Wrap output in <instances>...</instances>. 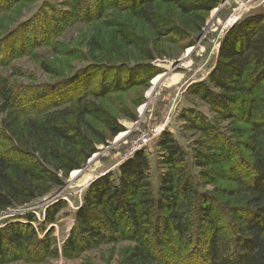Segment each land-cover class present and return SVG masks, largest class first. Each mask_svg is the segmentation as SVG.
Here are the masks:
<instances>
[{"label":"trees","instance_id":"trees-1","mask_svg":"<svg viewBox=\"0 0 264 264\" xmlns=\"http://www.w3.org/2000/svg\"><path fill=\"white\" fill-rule=\"evenodd\" d=\"M84 1L83 21L103 16L105 0H93L98 4L93 7ZM159 1L173 5L176 12L165 16ZM74 2L75 9L82 7L79 0ZM127 3L123 9H130L156 36L183 37L201 30L219 0ZM59 14L58 20L67 23L75 12L60 10ZM121 33L123 42L134 45L132 36ZM92 46L99 47L96 42ZM95 76L96 70L74 75L66 84L68 93L58 94L48 90L54 87L49 85L21 91L1 83L0 216L62 187L69 174L98 151V145H107L124 130L96 101L120 90V79L96 85ZM81 87L85 92L79 94ZM195 91L218 123L194 108L181 112L188 127L210 141H198L193 161L202 169L205 184L218 177L234 186L200 192L186 152L169 132H163L157 144L162 169L157 186L142 149L121 162L116 174L108 171L92 180L63 243L64 257L129 241L133 245L120 264H264V14L247 16L226 30L213 69ZM91 95L93 99L88 98ZM223 122H228L230 134ZM221 165L227 171L220 170ZM62 207L61 201L47 206L42 222L33 212L7 220L0 227V264L39 263L50 256L49 231L43 238L38 232L56 221Z\"/></svg>","mask_w":264,"mask_h":264},{"label":"rangeland","instance_id":"rangeland-1","mask_svg":"<svg viewBox=\"0 0 264 264\" xmlns=\"http://www.w3.org/2000/svg\"><path fill=\"white\" fill-rule=\"evenodd\" d=\"M79 1L80 9H75L74 0H19L13 4L0 0V85L7 82L21 91L25 87L49 85L54 87L47 89L58 94L63 90L68 93L69 78L79 76L83 71L96 70V85L97 82L108 85V81L120 79V90L110 91L96 101L118 119L124 127L121 131L124 136L116 140L120 132L108 140L107 145H98V151L75 176L69 174L62 187L0 216V227L17 214L26 212H33L42 222L47 206L63 202L56 221L48 224L50 226L47 225L43 233L38 232L43 238L49 231L51 255L39 263L14 261L5 264L122 263L132 242L101 244L75 258L64 257L63 243L74 225L75 213L89 183L105 172L116 174L120 163L131 157L137 147L148 156L151 181L157 186L162 172L157 144L163 132H169L186 152L190 173L200 192H212L217 186H234L232 181L218 177H214L212 184H205L207 179L200 174L202 169L195 165L193 156L198 141H210L190 129L181 118V112L194 108L213 123H218L216 116L195 93L196 84L207 80L226 30L247 16L264 14V0H219L206 15L201 30L183 37L156 36L130 9H123L128 7L129 0H105V11L100 19L83 21L82 10L87 5L84 0ZM88 1L92 7L98 6L93 0ZM158 6L165 16L176 12L168 3L159 1ZM60 10L75 14L64 23L58 20ZM233 17L236 19L231 23ZM121 32L132 36L134 45L123 42ZM143 40L149 42L150 51ZM92 42H96L99 49L94 48ZM150 72L154 74L147 79ZM80 90L79 94H82L84 89L81 87ZM3 115L0 113V119ZM222 126L230 134L228 122H223ZM220 170L227 171L224 165ZM88 174L91 179L85 182Z\"/></svg>","mask_w":264,"mask_h":264},{"label":"bare ground","instance_id":"bare-ground-1","mask_svg":"<svg viewBox=\"0 0 264 264\" xmlns=\"http://www.w3.org/2000/svg\"><path fill=\"white\" fill-rule=\"evenodd\" d=\"M235 17H233L231 20H230V22L232 23L233 21H235ZM190 49H188V51H189ZM155 80H157V78H155ZM176 80H178L177 78H176ZM124 136V132H121L116 138V140H120V139H122V137ZM71 176H75L76 174H77V170H73L71 173ZM91 179V174H88L87 176H86V178H85V182L87 181L88 182V180H90Z\"/></svg>","mask_w":264,"mask_h":264},{"label":"built area","instance_id":"built-area-1","mask_svg":"<svg viewBox=\"0 0 264 264\" xmlns=\"http://www.w3.org/2000/svg\"><path fill=\"white\" fill-rule=\"evenodd\" d=\"M140 147H137V149H139ZM136 149V150H137ZM135 149H134V151L130 154V156H132L133 155V153L136 151ZM50 199H46L45 201H49ZM37 220H38V218H37ZM39 221V220H38ZM33 225L34 226H36V224L35 223H33ZM50 225H48V227H49Z\"/></svg>","mask_w":264,"mask_h":264},{"label":"water","instance_id":"water-1","mask_svg":"<svg viewBox=\"0 0 264 264\" xmlns=\"http://www.w3.org/2000/svg\"><path fill=\"white\" fill-rule=\"evenodd\" d=\"M106 173V172H105ZM104 174V173H103ZM102 175V174H101ZM98 177V176H97Z\"/></svg>","mask_w":264,"mask_h":264}]
</instances>
